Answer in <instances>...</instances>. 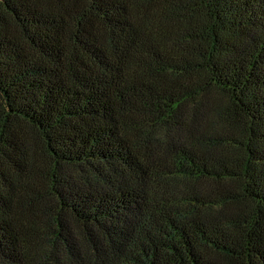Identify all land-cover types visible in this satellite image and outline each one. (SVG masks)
I'll list each match as a JSON object with an SVG mask.
<instances>
[{"label":"trees","instance_id":"obj_1","mask_svg":"<svg viewBox=\"0 0 264 264\" xmlns=\"http://www.w3.org/2000/svg\"><path fill=\"white\" fill-rule=\"evenodd\" d=\"M0 264H264V0H0Z\"/></svg>","mask_w":264,"mask_h":264}]
</instances>
